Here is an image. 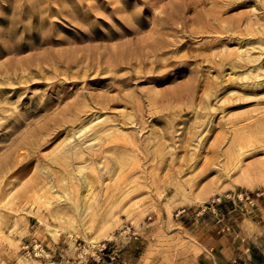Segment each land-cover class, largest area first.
I'll return each mask as SVG.
<instances>
[{
  "label": "rangeland",
  "instance_id": "374dc122",
  "mask_svg": "<svg viewBox=\"0 0 264 264\" xmlns=\"http://www.w3.org/2000/svg\"><path fill=\"white\" fill-rule=\"evenodd\" d=\"M248 232L264 264V0H0V264H202Z\"/></svg>",
  "mask_w": 264,
  "mask_h": 264
},
{
  "label": "crops",
  "instance_id": "0c3cea01",
  "mask_svg": "<svg viewBox=\"0 0 264 264\" xmlns=\"http://www.w3.org/2000/svg\"><path fill=\"white\" fill-rule=\"evenodd\" d=\"M247 234V242L245 245L232 246L220 242L215 248H211L204 252L202 264H230L237 260L255 261V258L252 257L255 253L253 240H251L253 235L249 234V232ZM254 239H256V237Z\"/></svg>",
  "mask_w": 264,
  "mask_h": 264
},
{
  "label": "bare ground",
  "instance_id": "6f19581e",
  "mask_svg": "<svg viewBox=\"0 0 264 264\" xmlns=\"http://www.w3.org/2000/svg\"><path fill=\"white\" fill-rule=\"evenodd\" d=\"M125 29V28H124ZM137 30V29H136ZM136 30H135V32H136ZM125 31V30H124ZM134 31V30H133ZM126 34L127 35H132L133 36V34L132 33H134V32H132V31H130L129 29L127 30L126 29ZM138 32V31H137ZM123 37H124V35H122ZM116 38V37H115ZM113 39V38H112ZM132 39V38H131ZM145 44H139V42L137 43V46H135L134 48H133V50H135V51H137L138 49H139V54L140 55H137L136 57H134V59H133V57H132V52H133V50L132 51H127L126 52V50H125V52H123V50H120V51H122V52H119V54H117V56H118V58L117 59H115L116 61H117V63L116 64H123V63H126V61H128V63L130 64V62H132L133 60L136 62V63H139V64H146V60H145V58L144 57H146V58H148V56H152L153 58H154V63L155 62H157V52L162 48V47H164V43L162 42V41H160V40H156V41H153V42H144ZM130 46V45H129ZM144 48H148V50L147 51H143V49ZM130 50V49H129ZM129 52V53H128ZM100 54H102V53H100ZM99 54V55H100ZM137 54V53H136ZM135 54V55H136ZM112 55V54H111ZM102 56V55H101ZM109 56V58H110V55H108ZM116 56V55H115ZM115 56H113V57H115ZM103 57V56H102ZM108 58V59H109ZM80 59V58H79ZM81 59H82V57H81ZM149 59V58H148ZM112 60V59H111ZM77 61H79V60H77ZM114 61V60H113ZM116 61H114V62H116ZM113 62V63H114ZM110 63H111V61H110ZM113 63H111V64H113ZM158 63V62H157ZM110 64V65H111ZM163 64V63H162ZM172 64V63H171ZM132 65V64H131ZM113 66H114V64H113ZM111 67V66H109L110 68L109 69H111V70H115V72L119 69H116V67ZM108 69V70H109ZM121 69V68H120ZM130 78V77H129ZM151 80V79H150ZM120 81V80H119ZM122 81V80H121ZM156 82H158L159 80H155ZM11 153V152H10Z\"/></svg>",
  "mask_w": 264,
  "mask_h": 264
},
{
  "label": "built area",
  "instance_id": "2783aa9c",
  "mask_svg": "<svg viewBox=\"0 0 264 264\" xmlns=\"http://www.w3.org/2000/svg\"><path fill=\"white\" fill-rule=\"evenodd\" d=\"M40 255H42V254H40ZM230 264H237V263H236V261H234V262H232V263H230Z\"/></svg>",
  "mask_w": 264,
  "mask_h": 264
}]
</instances>
